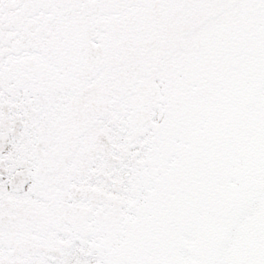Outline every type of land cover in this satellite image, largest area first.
I'll return each instance as SVG.
<instances>
[{
    "label": "snow or ice",
    "instance_id": "6c2138e0",
    "mask_svg": "<svg viewBox=\"0 0 264 264\" xmlns=\"http://www.w3.org/2000/svg\"><path fill=\"white\" fill-rule=\"evenodd\" d=\"M0 264H264V0H0Z\"/></svg>",
    "mask_w": 264,
    "mask_h": 264
}]
</instances>
